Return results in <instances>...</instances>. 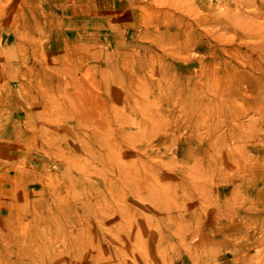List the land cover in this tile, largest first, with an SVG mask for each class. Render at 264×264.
Masks as SVG:
<instances>
[{"label":"rangeland","instance_id":"rangeland-1","mask_svg":"<svg viewBox=\"0 0 264 264\" xmlns=\"http://www.w3.org/2000/svg\"><path fill=\"white\" fill-rule=\"evenodd\" d=\"M0 75V264H264V0H0Z\"/></svg>","mask_w":264,"mask_h":264},{"label":"bare ground","instance_id":"bare-ground-1","mask_svg":"<svg viewBox=\"0 0 264 264\" xmlns=\"http://www.w3.org/2000/svg\"><path fill=\"white\" fill-rule=\"evenodd\" d=\"M175 2H176V0H175ZM174 3V2H173ZM169 12V11H168ZM167 12V13H168ZM217 24V23H216ZM204 25V24H203ZM207 26V25H206ZM212 26V25H211ZM192 27V26H191ZM203 27V26H202ZM194 28V27H193ZM211 28V27H210ZM195 29V28H194ZM193 29V30H194ZM203 29H205V28H203ZM193 30H191V31H193ZM207 30V29H206ZM211 30V29H210ZM184 32H185V30H184ZM191 33V32H190ZM189 33V34H190ZM192 35V34H191ZM211 35V34H210ZM188 36V35H187ZM213 36H214V34H213ZM189 37V36H188ZM187 37V39H189ZM215 37V36H214ZM255 37V36H254ZM261 37V36H260ZM260 37H258V38H260ZM263 37V36H262ZM191 38V37H190ZM216 39H217V36L215 37ZM214 38V39H215ZM185 39V38H184ZM195 39V38H194ZM186 40V39H185ZM191 41V40H190ZM195 41V40H194ZM193 41V42H194ZM186 42V41H185ZM188 42V41H187ZM195 42H197V41H195ZM184 43V42H183ZM190 43H192V41L190 42ZM190 43H188L189 44V46L191 45ZM188 44H186V46L188 45ZM196 44V43H195ZM185 45H184V47L185 48H187ZM190 48V50L189 51H191V48L192 47H189ZM182 50H184L183 48H182ZM186 50V49H185ZM183 52V51H182ZM187 52H188V50H187ZM5 55H6V53H4ZM4 55V56H5ZM5 58V57H4ZM10 58V57H9ZM17 58V57H16ZM9 60V59H8ZM17 60V59H16ZM19 60V59H18ZM19 62H23V59H22V57H20V61ZM7 64H9V63H7ZM11 64V63H10ZM4 65V64H3ZM12 65V64H11ZM243 66V65H242ZM12 68V67H11ZM9 69V68H8ZM27 69V68H26ZM236 69V68H235ZM21 70V69H20ZM30 70V69H29ZM242 70V69H241ZM5 72H7V71H5ZM31 72V71H30ZM2 73V72H1ZM10 73V72H9ZM19 73V72H18ZM13 74V73H12ZM2 75H3V73H2ZM14 75V74H13ZM24 75V74H23ZM1 76V75H0ZM163 76V75H162ZM164 76H165V74H164ZM17 77V76H16ZM18 80V84L20 85V88H18V89H21V90H23L24 92H27V90L25 91V89H26V87H25V83H23L20 79H17ZM7 81V80H6ZM4 83V82H3ZM33 85H36L35 83L33 84ZM38 85V84H37ZM4 86V85H3ZM2 87V86H1ZM38 87V86H37ZM54 87V86H53ZM34 88V87H33ZM45 88V87H44ZM42 89H43V87H42ZM49 89V88H48ZM39 90H41V89H39ZM44 90V89H43ZM50 90H52V89H50ZM46 91V90H45ZM45 91H41L42 93H44ZM20 92V91H19ZM23 92V93H24ZM48 92V91H47ZM52 92V91H51ZM54 92V91H53ZM40 93V92H39ZM50 93V92H49ZM29 94V93H28ZM27 94V95H28ZM45 94V93H44ZM46 95H49V94H46ZM46 95H43V96H46ZM54 95V94H53ZM2 96L3 95H0V106H2L3 104H6V102H7V100H5V99H2ZM25 96V95H24ZM31 96V95H30ZM28 97V96H27ZM41 97H42V95H41ZM54 97V96H53ZM6 98V97H5ZM45 98V97H44ZM48 98V97H47ZM52 98V97H51ZM56 98V97H55ZM25 99V98H24ZM23 99V101L24 102H26V101H28V99H29V97L27 98V100H24ZM30 99H31V97H30ZM42 99V98H41ZM53 99V98H52ZM54 100V99H53ZM58 100V99H57ZM42 101H44V100H42ZM50 102V101H49ZM38 102H36V101H34V106H36V104H37ZM52 103H55L56 105H57V103H56V101H52ZM52 103H50V104H52ZM128 105H129V107L131 108V109H133V107H132V100H131V98L130 97H128L127 98V102H126ZM30 104V103H29ZM28 104V105H29ZM44 104H45V102H44ZM54 104V105H55ZM46 105H48V103L46 104ZM53 105V106H54ZM55 105V106H56ZM45 106V105H44ZM52 106V105H51ZM120 106H123V105H120ZM122 108V107H121ZM124 108V107H123ZM49 109V108H48ZM47 109V110H48ZM44 110V109H43ZM46 110V111H47ZM50 110V109H49ZM51 110H53L52 109V107H51ZM50 110V111H51ZM123 110V109H122ZM40 111H41V109H40ZM52 112V111H51ZM54 112H57V111H53L52 113H51V115L50 114H48L49 115V117L47 118V119H44L45 121L47 120V122H49L50 124H51V126H53V128L56 126V122H58L59 120H56L55 121V118H59V117H54ZM0 115H1V112H0ZM236 115V114H235ZM55 116H56V114H55ZM31 117V116H30ZM47 117V116H46ZM232 118H233V116H231ZM236 118H238V117H236ZM41 119H43V118H41ZM234 119H235V117H234ZM33 120H34V118H33ZM233 120V119H232ZM35 122V121H34ZM191 122V121H190ZM228 124V123H227ZM45 125V124H44ZM42 126V125H41ZM31 127H33V128H35V129H37V130H39L40 131V125H39V123L37 122L36 123V126H34V125H32ZM194 127V126H193ZM57 128V127H56ZM48 129V128H47ZM51 129V128H50ZM44 130H46V129H44ZM52 130V129H51ZM215 131V130H214ZM47 132V131H46ZM53 132V131H52ZM40 133H41V131H40ZM45 135V134H44ZM47 135V134H46ZM48 137V136H47ZM50 138V137H49ZM44 139V138H43ZM52 139H53V137H52ZM55 139V138H54ZM48 141V140H47ZM44 142L46 143V139H44ZM52 142V141H51ZM48 143V142H47ZM46 143V144H47ZM50 143V142H49ZM53 144V143H52ZM212 144H213V142H212ZM48 145H51V143L50 144H48ZM217 145V144H216ZM219 145V144H218ZM213 146H215V145H213ZM222 146V145H221ZM53 147V146H52ZM216 147V146H215ZM220 147V146H219ZM216 149H217V147H216ZM111 153V152H110ZM121 164V163H120ZM116 165V164H115ZM118 165H119V163H118ZM117 167V166H116ZM119 169V168H118ZM17 170V169H16ZM86 174H88V173H86ZM89 175V174H88ZM120 175V174H119ZM121 176V175H120ZM119 176V177H120ZM134 177V176H133ZM84 178H85V176H84ZM86 179V178H85ZM125 179V178H124ZM123 179V180H124ZM134 179V178H133ZM129 180V179H128ZM127 180V181H128ZM131 180V179H130ZM110 181V180H109ZM129 182V181H128ZM133 182V181H132ZM134 182H135V180H134ZM53 185V184H52ZM54 192V191H53ZM129 213V212H128ZM130 214V213H129ZM33 215V214H32ZM38 215V214H37ZM36 215V216H37ZM131 215V214H130ZM34 216V215H33ZM128 217H129V215H128ZM129 218H131V217H129ZM129 220V219H128ZM131 220V219H130ZM102 221V220H101ZM104 221V220H103ZM87 223H89L88 221H86ZM99 222V221H98ZM115 222V221H114ZM123 222V221H122ZM131 222V221H130ZM100 223V222H99ZM102 223V222H101ZM119 223H121V222H119ZM90 224V223H89ZM116 224H118V223H116ZM123 224V223H122ZM125 225L127 224L126 222L124 223ZM132 224H133V222H132ZM88 225V224H87ZM120 225V224H119ZM130 225V224H129ZM82 226H83V224H82ZM111 226V225H110ZM116 226V225H115ZM114 226V227H115ZM121 226V225H120ZM88 227H89V225H88ZM117 227H119L118 225H117ZM87 228V227H86ZM90 228V227H89ZM112 228V227H111ZM116 228V227H115ZM123 228V227H122ZM81 230L82 231H84L83 230V227H81ZM118 230V229H117ZM116 230V231H117ZM122 230V229H121ZM70 254V253H69ZM58 256H60V254H53V253H47L46 255H39V257H41L40 259L42 260L41 261V263H39V264H59L60 262H61V260H59V258H58ZM28 257V256H27ZM29 258V257H28ZM72 258V257H71ZM70 258V259H71ZM36 260V259H35ZM15 261V260H14ZM64 261L65 262H67L68 261V259H64Z\"/></svg>","mask_w":264,"mask_h":264}]
</instances>
